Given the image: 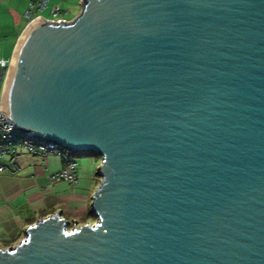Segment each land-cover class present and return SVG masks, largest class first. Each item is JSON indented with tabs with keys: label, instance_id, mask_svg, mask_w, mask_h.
Masks as SVG:
<instances>
[{
	"label": "water",
	"instance_id": "obj_1",
	"mask_svg": "<svg viewBox=\"0 0 264 264\" xmlns=\"http://www.w3.org/2000/svg\"><path fill=\"white\" fill-rule=\"evenodd\" d=\"M34 17L0 110L100 155L79 225L37 218L0 264H264V0H80Z\"/></svg>",
	"mask_w": 264,
	"mask_h": 264
},
{
	"label": "crops",
	"instance_id": "obj_2",
	"mask_svg": "<svg viewBox=\"0 0 264 264\" xmlns=\"http://www.w3.org/2000/svg\"><path fill=\"white\" fill-rule=\"evenodd\" d=\"M29 1L0 0V61L6 63L5 68L0 66L2 84L13 46L29 23L24 16ZM71 1L49 0L44 9L58 4L66 11V17L71 11ZM72 158L77 161L76 182L51 179V175L64 165L62 159L54 155L23 153L15 172H0V247L13 246L37 218L60 209L62 216L70 221V226L72 222L79 225L95 220L89 211V202L98 183L97 167L100 158L91 154H72Z\"/></svg>",
	"mask_w": 264,
	"mask_h": 264
},
{
	"label": "built area",
	"instance_id": "obj_3",
	"mask_svg": "<svg viewBox=\"0 0 264 264\" xmlns=\"http://www.w3.org/2000/svg\"><path fill=\"white\" fill-rule=\"evenodd\" d=\"M49 0H30L24 16L30 22L36 16H42L39 12L47 7ZM66 11L58 4H53L49 8L48 16H42L44 19L69 20L65 17ZM5 61H0V66L5 68ZM4 74V73H3ZM0 75V89L2 84ZM29 130L19 131L15 125L5 116V112L0 110V172H15L20 164V156L23 153L30 155H54L62 159L64 165L62 168L51 175L53 181L76 182L77 161L72 158V152L61 147L55 141L26 134Z\"/></svg>",
	"mask_w": 264,
	"mask_h": 264
},
{
	"label": "rangeland",
	"instance_id": "obj_4",
	"mask_svg": "<svg viewBox=\"0 0 264 264\" xmlns=\"http://www.w3.org/2000/svg\"><path fill=\"white\" fill-rule=\"evenodd\" d=\"M51 4V3H50ZM70 13H67L66 14V17L68 18V19H71V18H73L78 12H79V10H80V4H79V2H77L76 3V0H72L71 1V3H70ZM48 9H49V7L47 8V9H44V10H42L41 11V14L43 15V16H48ZM72 154H77V155H80V154H88V155H96V157H97V159H98V157L100 158V155L98 154V153H95V152H91V151H85V152H81V153H79V152H72ZM74 158L75 159H77V160H80V158H76L75 156H74Z\"/></svg>",
	"mask_w": 264,
	"mask_h": 264
}]
</instances>
